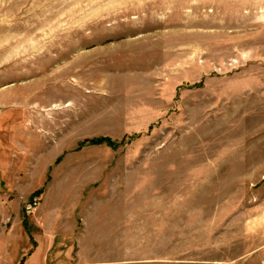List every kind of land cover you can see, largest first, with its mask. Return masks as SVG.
I'll list each match as a JSON object with an SVG mask.
<instances>
[{"label": "rangeland", "instance_id": "1", "mask_svg": "<svg viewBox=\"0 0 264 264\" xmlns=\"http://www.w3.org/2000/svg\"><path fill=\"white\" fill-rule=\"evenodd\" d=\"M0 264H264V0H0Z\"/></svg>", "mask_w": 264, "mask_h": 264}, {"label": "trees", "instance_id": "2", "mask_svg": "<svg viewBox=\"0 0 264 264\" xmlns=\"http://www.w3.org/2000/svg\"><path fill=\"white\" fill-rule=\"evenodd\" d=\"M104 140L105 139H96V140H92L91 142L92 143H94V142H96V143H102V142H104ZM106 142H108L107 140H105Z\"/></svg>", "mask_w": 264, "mask_h": 264}, {"label": "built area", "instance_id": "3", "mask_svg": "<svg viewBox=\"0 0 264 264\" xmlns=\"http://www.w3.org/2000/svg\"><path fill=\"white\" fill-rule=\"evenodd\" d=\"M35 204H36V203H35V202H33L32 204H30L29 206H27V207H26V210H27V211L31 210V208H32V205H35Z\"/></svg>", "mask_w": 264, "mask_h": 264}, {"label": "crops", "instance_id": "4", "mask_svg": "<svg viewBox=\"0 0 264 264\" xmlns=\"http://www.w3.org/2000/svg\"><path fill=\"white\" fill-rule=\"evenodd\" d=\"M23 225L27 226V222H24V224H23Z\"/></svg>", "mask_w": 264, "mask_h": 264}]
</instances>
